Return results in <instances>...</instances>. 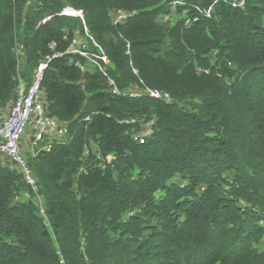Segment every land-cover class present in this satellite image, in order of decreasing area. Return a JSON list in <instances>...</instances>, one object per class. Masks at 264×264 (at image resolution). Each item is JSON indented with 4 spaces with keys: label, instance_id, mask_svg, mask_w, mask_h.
Instances as JSON below:
<instances>
[{
    "label": "trees",
    "instance_id": "obj_1",
    "mask_svg": "<svg viewBox=\"0 0 264 264\" xmlns=\"http://www.w3.org/2000/svg\"><path fill=\"white\" fill-rule=\"evenodd\" d=\"M230 3L0 0V113L17 72L30 83L84 26L118 88L170 97L113 96L79 57L51 60L41 93L69 141L29 157L36 192L0 161V264H264V0Z\"/></svg>",
    "mask_w": 264,
    "mask_h": 264
},
{
    "label": "built area",
    "instance_id": "obj_2",
    "mask_svg": "<svg viewBox=\"0 0 264 264\" xmlns=\"http://www.w3.org/2000/svg\"><path fill=\"white\" fill-rule=\"evenodd\" d=\"M246 1L231 0L230 4L232 7L242 8ZM216 3L214 2L211 7L205 10L204 15L206 18L211 17ZM180 5H182L180 1L171 3L170 10L172 14L166 16L164 21H170L171 16L175 14L176 7ZM67 10L71 12L69 8ZM71 14L76 15L84 22L81 12ZM111 15L113 25H121L127 19L133 17L135 13L115 10L112 11ZM49 48L53 53L44 57L38 64L30 83L22 78L20 71L17 72L15 99L11 104L8 116L0 122V161L16 169L23 176L25 184L34 192L37 189V179L28 165L25 153L30 152V157H36L41 153L49 152L55 145L69 141L68 124L48 115L45 98L41 93L43 74L51 60L64 55L79 57L81 61L74 62V65L80 73L86 74L90 69L97 70L103 77L107 78L109 91L113 96H126L131 99L148 96L151 99L170 101L168 94L145 87L118 88L114 80L108 76L109 58L94 41L85 26L82 35L77 34L70 39L64 53L54 52L55 44H51ZM127 48H129V45H127ZM87 120H89V117L86 118ZM151 134V123H149V129H146L134 139L142 144ZM40 211L43 213V205L40 207Z\"/></svg>",
    "mask_w": 264,
    "mask_h": 264
},
{
    "label": "rangeland",
    "instance_id": "obj_3",
    "mask_svg": "<svg viewBox=\"0 0 264 264\" xmlns=\"http://www.w3.org/2000/svg\"><path fill=\"white\" fill-rule=\"evenodd\" d=\"M184 17H185V15H183V14H173L171 16L170 23L172 24L177 19H182ZM10 106H9V108H10ZM9 108L0 113V122L3 121L8 116L9 110H10ZM146 129H149V124L141 125L140 129L137 132H135V134H133V137L140 136L143 133V131H145ZM25 155H26V158L29 159V157L31 156V153L26 152ZM21 197H23V199H25V200H32L36 205H38L39 209L43 205V199L41 196H38V195L32 196L29 192L25 191ZM261 225L264 227V222H261ZM261 248L262 249L264 248V241L261 243Z\"/></svg>",
    "mask_w": 264,
    "mask_h": 264
}]
</instances>
